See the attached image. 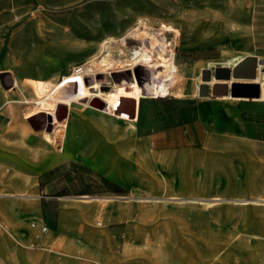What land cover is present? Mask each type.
Wrapping results in <instances>:
<instances>
[{
  "label": "rangeland",
  "instance_id": "1",
  "mask_svg": "<svg viewBox=\"0 0 264 264\" xmlns=\"http://www.w3.org/2000/svg\"><path fill=\"white\" fill-rule=\"evenodd\" d=\"M230 1L0 0V99L17 95L14 67L26 72L29 60H56L51 71L63 73L68 66L82 63L79 47L105 34L127 32L142 19L163 20L178 30L180 41L175 50L182 63L204 66L215 61L218 66L231 55L241 54L264 64V0H241L236 13L223 12L213 19L211 5ZM205 10L212 13L202 16ZM64 44L77 49L60 58L51 55L56 46ZM43 70L35 72L41 75ZM135 72L139 82L146 80L145 69L135 68ZM97 77L110 85L109 75ZM208 91L184 98L145 92L133 125L129 120L132 103L121 100L117 110L125 118L118 120L133 130V139L113 136L98 118L71 116L75 131L92 134L115 149L100 165L101 171L74 158L40 169L42 163L30 156L33 146L0 132V153L14 156L21 172H31L24 191L5 186L8 190L0 191V264H74L78 255L81 264H202L205 256L197 250L199 237L219 245L229 236L234 245L219 251L222 261L218 264H240L241 258L247 264H264V237L248 232L264 234V204L236 201L264 196V102L250 97L219 98L210 94L211 86ZM93 104L100 105L96 100ZM201 107L210 109L207 116L201 115ZM38 113L25 119L24 139L35 145L41 142V131L52 128L55 117L67 115V105ZM2 115L7 125L9 115ZM1 163L5 170L8 164ZM159 172L165 175L167 187L158 181ZM105 180L121 190H112ZM82 191L86 196L117 197L105 202L113 214L101 224L70 217L61 224V208L93 203L77 196ZM24 193L34 197H23ZM170 193L181 198H166ZM214 196L220 199L209 206L198 201ZM26 203H35L38 212L13 213V208L21 209ZM252 211L260 216L257 224L247 220ZM43 226L48 230L44 232ZM90 228L100 234L88 235ZM143 242L147 248L158 249L144 256L140 253Z\"/></svg>",
  "mask_w": 264,
  "mask_h": 264
},
{
  "label": "bare ground",
  "instance_id": "2",
  "mask_svg": "<svg viewBox=\"0 0 264 264\" xmlns=\"http://www.w3.org/2000/svg\"><path fill=\"white\" fill-rule=\"evenodd\" d=\"M240 2L241 0H232L226 2V4L211 5V9L214 12L212 14L213 19H215V16H221L223 12L230 14L236 13L240 10ZM210 12V10H205L202 16ZM213 23H215L214 25L216 27V20ZM126 31L128 32L127 36H125L127 32L118 35L105 34L97 42L79 47V53H83L82 63L78 66L73 64L68 66L67 70L63 73L51 71L52 64L56 60L47 59L27 61L25 64L27 65L28 71L26 72L22 70V67H14L11 69L12 79L15 82L13 87L16 88L15 92L17 95L10 96L6 94V97L0 99L4 105V110L0 113V132L3 136L13 134L17 138L23 139L22 144L27 143L28 146H33L34 148L32 147V154L30 156H33L38 162L42 163L40 169L46 167L45 164L49 165L74 158L101 171L100 165L112 151L115 152V149L110 150L106 142L98 140L99 138L97 139L92 134L83 135L75 131L73 128L74 121L71 116L81 115V117L84 116L85 118L86 116L98 118L100 121H103L104 126L109 127V131L113 136L121 140L133 139L135 135H133V130L118 120L125 118V116L119 113L117 104L121 100H129L132 103L133 115L129 120L131 121V125H133V122L137 120L140 102L145 97V92L152 93L157 97H163L169 94L177 98H184L188 95L195 97L198 95L201 85L211 86L219 80L230 81L234 79L248 81L249 83H258L260 85V95L257 99L264 101L263 63H255V75L252 77L231 76L230 79L226 80L217 79L212 73L210 79L204 83V78L201 76L204 70L215 67V61H207L204 66L198 64L201 66L200 68H198V65L182 63V60L180 61L176 57L175 46L179 43L180 38L178 30L173 25L163 20L153 22L150 19H142L137 24L131 25ZM73 49L77 48L72 45H59L55 47V51L51 55L60 58L63 54ZM249 57L254 56L244 57L241 54L231 55L228 59L221 61L218 66L234 68ZM248 66L249 63L243 66L242 69L248 70ZM39 68L44 69L41 75L35 72ZM135 68L145 69L146 80L143 79V82H139ZM114 72L120 73L119 76L114 77ZM104 73L111 78V83L108 87L101 83L100 78L97 77ZM86 77H91V80L87 82ZM231 82L234 81L231 80ZM224 83L230 84L228 82ZM232 98L242 99L243 97ZM95 100L100 103L99 106L93 104ZM61 103L67 105V115L63 118L55 117L51 122L52 128L41 131L40 143L35 145L34 141L28 142L26 138L24 139V131L25 127H27L26 115L39 114V110L50 113L54 112ZM3 113L9 115L7 125L3 120ZM201 115L206 116L203 111ZM235 126L236 128L238 127L237 125ZM15 159L14 156L0 153V161L8 164L5 170H3V163L0 162V185L3 186V189H0V191L2 192L8 190L4 186L13 187L15 192L18 190L24 191L25 181L30 177L31 172L25 173L18 170L19 164L14 161ZM156 177L163 187H167V179L162 172L157 173ZM21 195L28 198L34 197V194L31 193ZM155 197L158 198L157 196ZM114 198L117 197L82 195L81 200L85 202L92 201L93 203L61 208L60 223L64 224L66 219L70 217L76 220L79 219L81 223L93 221L101 224V220L113 214V211L105 205V202L113 201ZM166 198L178 199L181 197L170 193ZM219 199V196H214L211 200L198 201L204 204V206H209L214 200ZM193 201L196 200L194 199ZM236 201L242 205L248 203L262 205L264 204V196L258 197L257 199L239 198ZM20 208H13V213H17L19 210L28 213H37L39 210L35 203H26ZM247 217L251 218L247 219L251 224H257L255 222L260 221V216L255 215L254 211ZM248 232L253 236L264 237V234L253 233V231ZM87 233L88 235L98 236L100 231L90 228L87 229ZM238 237L239 239L244 238L243 236ZM231 238L229 236L222 243L220 242L219 245H215L209 239L199 237V249L197 250L200 253L202 252V256H205L202 264H218V262L222 261L218 253L225 246L234 245L231 242ZM142 246L140 253L144 256L150 251L158 249L156 246L147 248L148 244L146 242H143ZM80 257L81 255L75 257L76 261L74 264H81L82 259L80 260ZM146 261L148 262V260ZM119 264H125V262L122 263L120 261ZM240 264H247V261L241 258Z\"/></svg>",
  "mask_w": 264,
  "mask_h": 264
},
{
  "label": "water",
  "instance_id": "3",
  "mask_svg": "<svg viewBox=\"0 0 264 264\" xmlns=\"http://www.w3.org/2000/svg\"><path fill=\"white\" fill-rule=\"evenodd\" d=\"M249 63L248 70H243V66ZM255 60L253 57H249L243 61L238 66L234 68H229L226 66H215L213 70L206 69L204 70V80H208L211 77V74L217 79H230L232 77H252L255 75ZM264 78V71H263ZM209 86L204 85L201 87L199 92L200 95H207ZM210 94L212 95H231V96H242L256 98L260 95V85L258 83H249V82H231L227 83H214L211 85Z\"/></svg>",
  "mask_w": 264,
  "mask_h": 264
},
{
  "label": "crops",
  "instance_id": "4",
  "mask_svg": "<svg viewBox=\"0 0 264 264\" xmlns=\"http://www.w3.org/2000/svg\"><path fill=\"white\" fill-rule=\"evenodd\" d=\"M259 60V59H258ZM256 63H259V61H256ZM264 65V64H263ZM257 73V72H256ZM238 79H245V78H238ZM232 81H236V82H248V81H238V80H234V79H231ZM231 80L230 81H222V80H219L218 82H228V83H230L231 82ZM251 83V82H250ZM253 83V82H252ZM210 86V85H209ZM263 90V89H262ZM223 96H226V97H223ZM219 98H232V97H242V96H231V95H229V94H227V95H220V96H218ZM258 97H256V98H253L254 100H257V101H262V102H264L263 100H258L257 99ZM236 99V98H235ZM248 98L247 97H243L241 100H247ZM210 109H208V108H203V107H201V109H200V113L203 111L204 112V114H206V116L208 115V113H207V111H209ZM235 125H237V124H235ZM238 127L236 128L239 132H241L242 131V128L240 129L239 128V125H237ZM243 132V131H242ZM245 133V132H244ZM85 193H86V191H82L81 193H79L77 196H82V195H85ZM50 208H52V206L50 207Z\"/></svg>",
  "mask_w": 264,
  "mask_h": 264
},
{
  "label": "trees",
  "instance_id": "5",
  "mask_svg": "<svg viewBox=\"0 0 264 264\" xmlns=\"http://www.w3.org/2000/svg\"><path fill=\"white\" fill-rule=\"evenodd\" d=\"M107 183L110 184L112 190H117V191H120L121 188H119L118 186H116L115 184H112L111 182H109L108 180H105Z\"/></svg>",
  "mask_w": 264,
  "mask_h": 264
},
{
  "label": "built area",
  "instance_id": "6",
  "mask_svg": "<svg viewBox=\"0 0 264 264\" xmlns=\"http://www.w3.org/2000/svg\"><path fill=\"white\" fill-rule=\"evenodd\" d=\"M42 230L45 232V231H47L48 229H47V227L43 226V227H42Z\"/></svg>",
  "mask_w": 264,
  "mask_h": 264
}]
</instances>
